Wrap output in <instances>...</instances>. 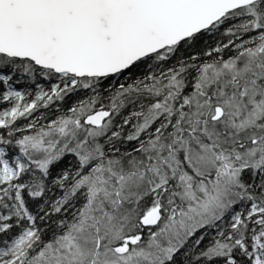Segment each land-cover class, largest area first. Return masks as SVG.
Wrapping results in <instances>:
<instances>
[{"label":"snow or ice","instance_id":"6c2138e0","mask_svg":"<svg viewBox=\"0 0 264 264\" xmlns=\"http://www.w3.org/2000/svg\"><path fill=\"white\" fill-rule=\"evenodd\" d=\"M0 264H264V0H0Z\"/></svg>","mask_w":264,"mask_h":264}]
</instances>
